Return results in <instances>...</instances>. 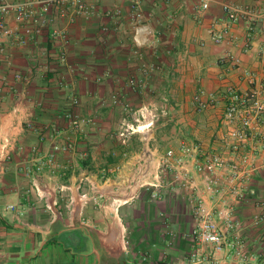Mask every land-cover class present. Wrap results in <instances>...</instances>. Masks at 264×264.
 <instances>
[{
  "label": "crops",
  "instance_id": "1",
  "mask_svg": "<svg viewBox=\"0 0 264 264\" xmlns=\"http://www.w3.org/2000/svg\"><path fill=\"white\" fill-rule=\"evenodd\" d=\"M133 1L93 2V16L79 18L68 26V37L62 41H54L47 34L29 39L30 26L20 30L26 36L25 44L2 40L5 53L0 54V140L9 135L18 143L11 159L3 161L0 168L4 170L0 175V264H188L198 248L191 237L195 227L190 202L193 192L174 185L172 173L164 179L159 199H152L151 191H142L118 213L112 206L90 205L75 221L58 210L57 220L53 221L35 193H28L35 179L41 188L49 190L58 179L75 184L83 174L96 177L90 169L99 166L100 158L94 154L98 151L99 156L98 143L115 120L112 109L102 108V102L108 91L119 89L125 90L128 101L133 100L136 95L128 86L133 77L169 94L158 102L171 111L172 120L164 126L167 151L196 143L206 152L226 156L229 163L237 158L227 143L230 131L239 125L230 124L225 117V94L231 85L249 90L242 76L245 69L262 78L264 0H212L209 10L202 13L201 0H140L141 20L154 32L144 46H138L134 39ZM225 3L251 7L262 14L251 37L243 22L232 25L226 20L222 8ZM50 15L55 27H66L55 12ZM216 23L217 30L228 27L230 32L221 44H215L209 33ZM10 24L15 25L12 21ZM62 54L67 56L66 64L60 60ZM229 55L239 60L240 69L230 60L223 61ZM18 76L29 78L30 84H24ZM99 77L103 78L100 82ZM62 78L67 87L60 84ZM201 92L215 94L205 111L198 110L193 101ZM72 95L80 100L78 108L93 114L96 121L98 118L103 129L85 128L76 139L70 136L64 116L72 105ZM28 118L40 134L22 129V122ZM158 133L154 141L160 138ZM254 133L243 148L255 157V170L246 190L254 189L264 199V124L255 125ZM68 139L78 142L76 151L55 156L57 171H38V164L33 162L36 154H49L54 143ZM154 150V156L167 152ZM135 157L111 169V178H107L110 190L115 191L123 183L116 168L123 167L119 173L128 176ZM82 161L88 162L86 167ZM185 168L195 174L199 193L208 205L233 207L234 217L244 226L242 235L256 255L251 264H264V223L253 226L258 211L252 202L247 198L236 200L231 194L221 200L210 198L194 162L189 161ZM9 205H16L19 213L7 210ZM199 248L203 255L215 254L218 264H238L226 252L216 254L210 245Z\"/></svg>",
  "mask_w": 264,
  "mask_h": 264
},
{
  "label": "built area",
  "instance_id": "2",
  "mask_svg": "<svg viewBox=\"0 0 264 264\" xmlns=\"http://www.w3.org/2000/svg\"><path fill=\"white\" fill-rule=\"evenodd\" d=\"M89 0H20L14 3L0 4V54L5 53L3 39H15L18 44L26 43V36L20 32L22 27L30 26L29 39L34 40L44 34L49 35L54 41L66 39L67 27L74 25L79 18L90 19L93 16V5H89ZM96 1V0H94ZM212 0H201L199 12L209 10ZM226 20L232 25L240 22L245 24L248 37L253 34L262 14L251 7H242L231 3L222 5ZM131 19L134 24L135 42L138 46H144L148 37L154 36V32L148 26H143L141 20L140 0H134L131 6ZM55 12V17L66 23L65 28L54 26V19L50 15ZM14 15L17 24L16 29H12L7 24L6 17ZM218 23L212 24L209 30L211 39L215 44H221L229 35L228 27L217 30ZM62 63H67V56H60ZM230 60L232 65L240 69L239 60L229 55L223 61ZM71 72H73L71 70ZM249 90L241 91L234 86H229L226 90V110L225 117L230 124L238 123V127L233 128L229 133L230 141L227 147L237 158L229 163L226 156L218 153H209L200 144H182L176 149H169L162 156H154L155 152L150 141L156 128L165 121L172 120L169 109L166 106L156 107L155 105L142 106L134 109L125 104L123 107L124 118L121 121L119 130L116 133L118 141L123 145H128L129 141L136 137L144 145L142 151L135 157L130 174L126 177L119 172L123 167L116 168V175L123 182L114 190L109 189L108 179L102 183L99 177L83 174L77 179L75 184H64L60 181H53L52 188L44 190L35 181L32 189L28 193L35 195L43 202L44 211L51 216L53 221L57 220L58 210L70 218L77 220L83 216L84 211L94 205L97 208L112 206L116 213L121 206L129 204L135 200L140 192L151 191L152 199H159V190L164 187V179L172 173V183L179 188L193 192L190 198L192 213L195 220V227L191 237L198 248L191 254L188 264H213L219 263L215 254L206 256L199 248L200 245H210L214 252H226L228 256L234 257L238 264H251L255 261L256 255L249 249L248 243L242 235L244 228L241 220L234 217V209L230 205L223 204L214 208L207 204L205 198L199 193L195 174L186 169L189 161L194 162L195 171L202 180L203 189L210 198L220 200L226 194H231L236 200L247 198L252 202L258 213L253 216L252 224L259 227L264 223V199L257 195L256 190H246L254 168L255 157L245 153V144L254 138L255 125L264 124V71L262 78L251 70L245 69L242 72ZM24 84H30L29 78L18 76ZM64 84L65 80H59ZM66 83V82H65ZM133 89H142L145 85L141 81L131 80ZM207 96V98H205ZM215 99V94L201 92L194 96L193 101L198 110L205 111L210 103ZM72 107L78 105V100L73 99ZM119 99L113 97V104H118ZM68 128L77 134L84 131L85 127L95 125V120L83 117L75 112H68L64 116ZM22 129H28L40 134V129L31 118L26 119L21 124ZM152 136V137H151ZM57 138V137H56ZM55 138V139H56ZM17 138L9 135L0 140V168L3 161L11 159ZM76 151L74 140L68 139L63 143H54L52 151L46 155H38L33 158L37 163L38 171L48 168L50 172L57 171L58 166L54 159L57 154H68ZM228 170V171H227ZM4 170L0 169V175ZM227 171V174L225 172ZM195 192V193H194ZM224 202V200H223ZM7 210L19 213L16 205H9ZM21 214V213H20ZM22 215V214H21ZM264 238V234L262 236Z\"/></svg>",
  "mask_w": 264,
  "mask_h": 264
},
{
  "label": "rangeland",
  "instance_id": "3",
  "mask_svg": "<svg viewBox=\"0 0 264 264\" xmlns=\"http://www.w3.org/2000/svg\"><path fill=\"white\" fill-rule=\"evenodd\" d=\"M18 1H20V0H0V4L14 3V2H18ZM93 2H95V1L94 0L88 1L89 5H91V6L93 5ZM6 19H7V24L10 28H12V29L17 28V24L14 20L15 18H14L13 14H9L6 17ZM11 21L15 25H11L10 24ZM141 25H144L143 22ZM133 28H134V25H133ZM71 70L73 72H70V73H71V75H73L75 73V71H74V69H71ZM151 76H152V74H150V77ZM102 79L99 77V79H97V81L100 82ZM131 80H136L139 82V81H141V79L140 78L137 79V78L133 77V78H130L128 80L129 88L134 93V95H136V96H133L134 97L133 100L128 101L125 98V90L119 89V90H114L113 92L107 90L109 92V94L107 95L106 100H104L102 102L103 103L102 108L112 109V113L115 115V120L113 121V124L110 127L106 128L107 129L105 131L106 135L98 143L97 147L102 152L99 150V152H100L99 156H98V151L95 152V154H94L95 157L100 158L98 161L99 166L95 167V168H91V170H90L91 174L95 175L96 177H99L101 179L102 183H104L105 179L111 178L110 174L112 173L111 169H113V167H115L118 164H121L125 159H128V158L133 157V156H137L142 151V148L144 146L142 144V142L140 141V139L136 138V137L132 138L129 141V143H127L128 144L127 146L121 144V142L118 141L116 133L119 130L120 125H121V121L124 118V112H123L124 105L128 104L131 106V108H134V109H138V108H141L142 106H148V105H155L156 107L160 108L163 105L158 104L159 100H161L163 97H167V98L169 97V94H163V93L159 92L158 90H156L155 88H150V86H146L145 84H144L145 86L142 89H133V87H131V85H130ZM141 82H143V81H141ZM113 97H117L119 99L118 104H113ZM70 98H71V100H70L71 104L73 103L72 102L73 99H77L78 105H76L74 107H72V105H70L68 112H75L76 114H78L80 116L93 118L94 120L96 119V118H94L93 114L87 115L88 114V113H86L87 111H82V109L78 108L80 106V100L77 96L72 95ZM162 101H163V99H162ZM169 111H170V109H169ZM170 114H171V111H170ZM99 122H100V120L98 121V118H97V121L95 120L94 126L85 127V128L103 129V127H100L102 125V123L101 122L99 123ZM166 123L167 122L165 121L163 124H160L156 128L154 133L152 134V136L156 135V133H158V132H159L158 133L159 135L161 134L160 138L157 139V141H154V138L151 136L152 139L150 141V145H151L153 150H154V148L158 149V150L159 149L166 150L168 148V146L166 144L167 143L166 140L168 139V136L166 135L167 131H165V129H164V126L166 125ZM81 133H83V132H81ZM80 134H77V133L72 132L70 130V136H72L73 139H76V137H78ZM75 143H76V147H77L78 142L75 141ZM77 169H76V171H77V173H79L80 170H77ZM122 171H124V168L122 169ZM61 175H63V174L61 173L60 176ZM60 180H61V177H60ZM58 181H59V179H58Z\"/></svg>",
  "mask_w": 264,
  "mask_h": 264
},
{
  "label": "trees",
  "instance_id": "4",
  "mask_svg": "<svg viewBox=\"0 0 264 264\" xmlns=\"http://www.w3.org/2000/svg\"><path fill=\"white\" fill-rule=\"evenodd\" d=\"M81 164L83 165V167H86V165L88 164V162H87V161H82ZM90 170H91V169H90Z\"/></svg>",
  "mask_w": 264,
  "mask_h": 264
}]
</instances>
